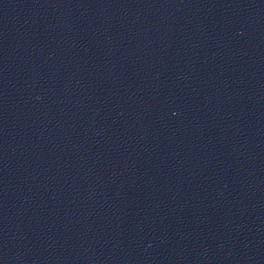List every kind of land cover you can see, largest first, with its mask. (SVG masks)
I'll return each instance as SVG.
<instances>
[{
	"label": "water",
	"instance_id": "95a60500",
	"mask_svg": "<svg viewBox=\"0 0 264 264\" xmlns=\"http://www.w3.org/2000/svg\"><path fill=\"white\" fill-rule=\"evenodd\" d=\"M0 264H264V0H0Z\"/></svg>",
	"mask_w": 264,
	"mask_h": 264
}]
</instances>
